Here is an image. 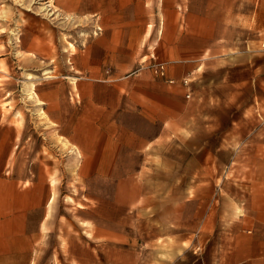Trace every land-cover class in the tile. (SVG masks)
<instances>
[{"label": "crops", "instance_id": "0c3cea01", "mask_svg": "<svg viewBox=\"0 0 264 264\" xmlns=\"http://www.w3.org/2000/svg\"><path fill=\"white\" fill-rule=\"evenodd\" d=\"M55 2L0 23V264H264V0Z\"/></svg>", "mask_w": 264, "mask_h": 264}, {"label": "rangeland", "instance_id": "374dc122", "mask_svg": "<svg viewBox=\"0 0 264 264\" xmlns=\"http://www.w3.org/2000/svg\"><path fill=\"white\" fill-rule=\"evenodd\" d=\"M2 8L10 9L9 14L11 15L6 18H0V23L3 29L2 31L7 33L9 32L10 38L8 39V41L10 40V42L12 43L17 44L18 42H20L21 35L23 33L22 21L24 19L30 20V17L26 16V14L32 15L33 18H42L43 14L48 16L44 17L45 20L52 26V29H54L55 32H58L59 37H62L64 39V42L73 41L74 31L71 20L68 21L62 15L55 16V11L53 10L58 9L55 0H0V9ZM54 18L55 22L53 23ZM58 24L59 27H57ZM80 36H82V38H86L88 37V34L87 32H82ZM21 83L24 84V82ZM254 101L257 124L264 125V96L258 95L255 97ZM71 206L72 204L65 203V207L71 208ZM58 218L60 222L57 223L58 225L56 228L60 229L59 232H80V227L78 225H74L73 223V210L71 211L69 209H60Z\"/></svg>", "mask_w": 264, "mask_h": 264}, {"label": "built area", "instance_id": "2783aa9c", "mask_svg": "<svg viewBox=\"0 0 264 264\" xmlns=\"http://www.w3.org/2000/svg\"><path fill=\"white\" fill-rule=\"evenodd\" d=\"M155 71H156V73H159L160 75L163 76L165 73V66L163 64H159V65H157V68L155 69Z\"/></svg>", "mask_w": 264, "mask_h": 264}]
</instances>
